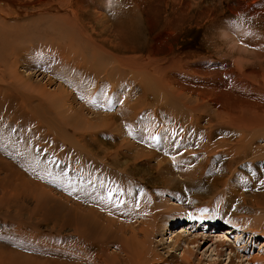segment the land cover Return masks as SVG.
Masks as SVG:
<instances>
[{
	"label": "rangeland",
	"instance_id": "obj_1",
	"mask_svg": "<svg viewBox=\"0 0 264 264\" xmlns=\"http://www.w3.org/2000/svg\"><path fill=\"white\" fill-rule=\"evenodd\" d=\"M54 1L56 2L51 0H0V10L10 8L11 12H21L22 15L18 17L20 20L35 17L42 13H62L63 8L61 5L59 6L61 1ZM71 1L74 2L72 5L76 8L74 10L77 13L79 12L77 17L80 20V26H83L80 29L83 30L85 28V33L95 42L93 44L95 51H93L96 57L92 60L91 52L84 50L82 43L79 44L81 49L78 47L73 51L76 57L72 56L71 52L68 53V51L65 52L66 54L61 53L63 47L61 49L59 47L63 46V43L59 46V41L63 33L60 32L59 35L55 31L59 32L62 30H59L57 26L54 28L48 25L50 22L47 20L49 19L52 24V21L54 23L57 22L55 18H47L46 21L44 20L45 23L42 21L34 23L35 26H30V29L34 27V31L27 30L20 36L23 42H21L18 49L22 52L20 51V53H17L18 55L14 56L17 58H13V62H15L20 82H24V85L20 82V84L17 82L16 85L14 81H9L11 88L8 90L10 92H8L6 86L3 87L4 84L0 85V103H4L3 107L0 105V157L6 159H0V194L7 192V184L5 183L13 178L7 175V170L11 167L9 161L14 160V168L12 169H16L19 172L21 170L24 173L29 170L30 175L27 174V177L29 176L30 178L31 175L36 177V179L43 182L46 189L51 188L52 192L57 193V195H59L58 192L74 195L87 206H93V209L96 207L95 209L101 218L109 215L121 220L126 228L125 231L127 230V232H124L125 234H129L130 230L134 229L141 219L149 215V209L147 206L144 207V205L157 202L166 204L164 207H172L169 204L171 202L175 201L179 205L184 203V210L165 213L164 220L159 218L156 235L152 241L158 244L157 241L160 238L165 241L168 240L167 236H170V234L164 235V230L160 229L159 225L170 224V226L178 230L180 229V221H182L181 223H187L192 220L191 222H195L196 225H200L201 222H207L211 224L209 225L211 231L209 234L211 235L205 232V229L201 228V226H196L186 231V234L202 235L201 238L198 237V243L189 245L194 255V262L196 264H228V259L226 258L230 252L229 249L221 251L224 254L223 256L219 258L216 256L217 252H220V242L226 243L222 249L228 245L225 240V234L228 235L227 237L231 240V243L235 245L233 236L241 235L240 230H250L251 228L255 231L259 229L258 232L260 233L263 230L264 221L261 217L264 216V201L260 198L264 197V187H262L264 184V158L258 156L252 158L253 153L251 152L253 151H247V157L243 154L236 157L231 156V151H226L227 148L220 143L221 140L225 138L228 144L235 142L236 133L212 125L213 122L208 120L213 116L215 108H218L217 103L212 102L211 97L200 98L201 103H206V110L203 107V112L201 109H197V113L191 115L188 111H185L183 115L182 113L179 114V110L171 104L168 105L167 103L162 104L163 106H157L151 95H148L145 101L138 99L139 85L131 88L124 87V89L122 86H118L120 85L118 82L121 81L119 79L122 75V70L115 67L116 69L110 76L108 72L111 71L105 60L108 61L110 59L107 57L119 55H141L145 57L147 52L151 59H165L176 56L181 59L182 64H184V60L190 62L184 64V72L181 73L183 78L179 79L180 81H185L189 77L193 80L195 78L198 79L199 76L201 78L197 81H201L206 76V73L212 70L220 71L217 73H225L228 68H232L229 67L231 61L235 66L233 61L235 58L247 61V63L242 64V70L244 71L242 74H247V71L263 69L264 54L261 53L264 49L258 47L260 45L262 48L264 47V0H105L106 5L102 4L104 0ZM18 18L16 17L17 20H19ZM226 23H228V26L235 25L238 30H241L235 36L239 43L237 45H241V47L233 51L221 39L220 27L223 24L226 25ZM50 28L54 30L52 31ZM119 33L121 34L119 35ZM58 36H60V39ZM56 38L59 41H56ZM29 39L30 42H28ZM122 41H125V43ZM135 41L137 42L135 43ZM27 45L30 48H27ZM140 46H143V48ZM258 51L261 53L256 54ZM87 52L88 54H86ZM29 57L31 58L29 59ZM73 57L75 60L78 59V62H74ZM81 57L82 59L80 60L79 58ZM98 58L101 59L99 60ZM88 59L91 60L88 61ZM125 60L128 61V59ZM61 63L67 64V68L59 65ZM192 70H195V72L190 73ZM197 70L200 72H197ZM239 76L240 74L232 73L230 78L238 80ZM104 77L107 78L105 79L106 81ZM225 78L226 76L219 74L217 81L225 85ZM136 80L133 79L134 82ZM87 82L89 83L88 85ZM149 86L152 87L151 84ZM102 89H104V92ZM197 90H201V88ZM50 93L61 96V100L66 101V106L69 104L68 106L72 109L84 111L83 113L86 114L85 121L88 120L90 126L94 124L96 129H92L93 131L87 130L89 133L85 131V134L83 133L85 136L82 134L83 139L81 142L84 144L83 148L87 151L90 150L89 153L91 154L96 152L97 158L101 159V161L103 159L104 162L109 161L110 158H115L117 163L115 166L110 164V161L107 162L109 164L106 166H101V163L87 158L84 153L76 151L78 149L75 150V147L70 145H58L57 147L56 144L60 141L54 140V138L50 139L51 133L44 128V124H42V128L37 129L36 126L39 124L35 120L27 122L30 118V113H32L31 110H36L35 107H37V110L39 109L38 102H42L40 107L43 106L42 94ZM155 93L157 94L158 91H154L153 88L149 91V94ZM16 94H20V96H16ZM185 96L187 98L194 96L198 99L197 94L193 91H185ZM27 97H30L28 98L29 100L26 99ZM38 99L40 100L38 101ZM21 103H24V105ZM108 104H110L109 107H107ZM129 104L132 107H129ZM120 108H126V111L118 114L117 110ZM39 110L42 111L41 108ZM47 114L49 115V113ZM113 114H115L116 119L114 124L112 123L114 126L111 125V128H109L111 129L110 131L106 129L107 127H99V124L102 125L103 117ZM65 117L67 118L68 115L66 114ZM178 117L181 118L179 121L177 120ZM70 118L69 116L67 119L68 124H70ZM70 125L75 131L77 128L84 129L87 126L85 123H82V125L81 123L77 124L75 120ZM6 134L14 137V140H8ZM261 135H264L262 131L260 136L252 141V143L254 142L253 145L264 141V136ZM26 136L29 137L26 138ZM208 139L209 141H207ZM49 144L54 146L49 148L47 147ZM45 147L46 150L43 149ZM134 147L141 150L142 155L135 154L136 150ZM169 147H182L179 151H182L181 153L184 155L182 159L185 163H173L171 160L175 156V152L172 149H166ZM44 150H49L53 153L50 154L48 151L45 153ZM53 150L58 151L57 155H55L56 152ZM248 152L250 153L248 154ZM61 153L62 157L60 156ZM151 154L152 156L150 157ZM75 158L82 160L80 164L84 167L80 164H75L73 162ZM230 158L233 160L235 158V163L231 168H226L229 165L227 162ZM159 159H162L163 164L159 165ZM20 164H23V166H20ZM183 165L186 167H182ZM178 167L181 170H177ZM18 168L21 169L19 170ZM32 169L36 172H31ZM167 169H171L174 173L168 174ZM189 170L194 173L192 172L191 177L188 176L187 179L183 178L181 180L174 177L176 174L181 176L183 175L182 173ZM40 173L42 174L41 176ZM56 173H59L58 176ZM219 178L223 179L225 183L221 184ZM215 180H218V182H214ZM66 183L71 185L79 184L84 189L88 187L86 191H90H87V193H89L88 197L91 200H84L87 196L71 189L72 187L70 188L69 185L66 186ZM76 193L79 195L75 196ZM159 195H161V199L154 198ZM23 196L20 195L19 197L22 198ZM12 200L14 199L12 198ZM12 200L8 201V203L3 202L2 206L0 204L1 249H16L17 251L14 250L15 253H22L23 256L21 257L24 260H26L27 256H24L26 254L40 259L41 262L44 257L56 259L58 264H73L72 262H77L71 255L65 256L66 253L72 250V247H70L72 245L76 250L75 255L82 253L80 255L84 259L94 257V254L97 255L98 249L94 247L97 242L96 235H99L97 227L90 228L92 238L96 236V242L92 240L94 242L93 246L89 243H84V248L80 250L78 248V234L74 233L73 229L69 230L65 237L59 239L55 232V229L58 228L56 220H47L49 217L41 212L35 216L29 210H26L24 205H21L20 210L14 206V201ZM160 200L162 201L158 202ZM20 204L22 203L20 202ZM32 205L33 203L28 206L29 209H31ZM51 207V210L55 208L53 204H51ZM164 211L168 212L167 210ZM24 212H27V215ZM28 213L31 215L29 216ZM216 213L218 216H216ZM141 215L144 216L142 217ZM198 216L202 217L203 221L199 220ZM22 217L23 219H21ZM16 218L19 219L17 220ZM22 220L24 223L25 220L26 222L28 220L24 224L25 226L22 225ZM28 223L30 224L28 225ZM31 223L33 224L32 226H30ZM259 223H262V227L258 226ZM116 227H111L110 235L101 237L103 239L101 240L103 247H107L109 251H114L115 249L117 237L112 234L115 231V234H118ZM225 228H231L233 232L227 233L223 231ZM32 229H35L36 232L32 231ZM35 233L40 235L36 236ZM204 234L209 236L203 237ZM256 234L260 236L259 233ZM188 235L190 237V234ZM219 239L221 240L220 242L218 241ZM261 239L263 238H259V240L253 238L247 241V250L256 255H259L258 252L261 253L262 251L264 256V248L260 246ZM246 240L243 237L240 243L242 241L245 243ZM41 247L42 253L45 251L49 253L47 256L40 255V252H35ZM159 248H162V246L160 245L156 249ZM181 248H184L183 242L177 248L178 250H174L171 255L166 252L168 256L162 253L163 250H160L161 259L171 261L174 256L177 258L180 256ZM236 250L239 251V248ZM62 251L66 252L65 255L62 254ZM247 253L244 254L247 255ZM16 255L18 256V254ZM238 255L243 257L240 252H238ZM240 256L235 258L236 261L231 264H246L243 260L244 258ZM62 258L65 261H62ZM84 259L79 262L83 263ZM94 259L95 262L92 264H97L96 256ZM20 260L22 259L17 258L10 261L11 264H26L21 263ZM85 261V264H90ZM41 262L39 263L42 264ZM194 262L193 264H195Z\"/></svg>",
	"mask_w": 264,
	"mask_h": 264
},
{
	"label": "bare ground",
	"instance_id": "obj_2",
	"mask_svg": "<svg viewBox=\"0 0 264 264\" xmlns=\"http://www.w3.org/2000/svg\"><path fill=\"white\" fill-rule=\"evenodd\" d=\"M51 1L56 2L54 0H51ZM58 1H61V4L59 3V6L61 5L63 8L62 13H50V14L49 13H42L41 15L38 14L35 17H29V18H25V19H21V20L18 18L20 15H22L21 12H16V13H15V11L11 12L9 10L10 8L9 9L4 8V9L0 10V82H1L0 85L4 84L3 87L6 86L7 90L11 88L9 85V81H14V83L16 85H17V82L18 83L20 82L19 74H18V72L16 70V66L14 64L15 62H13L14 61L13 58H15V59L17 58L14 56L17 53H20V51H21L20 49H18V47L20 48L19 45L21 44V42H23L22 38L20 36L23 35L27 30L34 31V29H33L34 27L32 28L33 29L32 30V29H30V26L31 25L35 26L34 23H38L41 21L44 22V20L46 21L47 18H51V19L55 18V20L57 19L56 23H54V21H52L54 24L53 23L51 24V21L49 19H47L48 22H50V24H48V25H51L54 28L57 26V28H59V30H62L59 32L55 31V33H57V34H59L60 32L63 33V34H61V40L60 41L56 38V41L57 40L59 41V46L63 43L62 44L63 46L59 47L60 49H61V47H63V49H61V53H65L66 51H68V53L71 52L72 56L73 55L75 56V54H73V51L75 49H77L78 47H80V49H81V45H79V44L82 43L84 50L91 52L90 55L92 58L91 57L90 58L93 60V58L96 57V55L94 53L95 47L93 46V44L95 42H93L94 40L92 41V39L89 37V35H87L85 33V31H84L85 28L83 30H81L83 28V26H80V24H79L80 20L77 17V16H79V14H78L79 12L77 13L76 10H74V9H76L75 6L73 7V5H72V3H74V2H72L71 0H58ZM106 1L104 0L102 2V4L106 5ZM18 9H20V8H18ZM16 14H18V15H16ZM16 17L19 20H17ZM60 19H61V21H60ZM51 26H49V27H51ZM52 28H50V29H52ZM53 30L54 29H52V31ZM239 30H238V27H236L235 25L234 26H228V23H226V25L223 24L220 27V34L222 36L221 39L223 41H225L228 48L231 49L232 51L236 48L241 47V45H237L239 43L237 41L238 39L235 37L236 34H238V32L241 31V30L240 31ZM113 33H116V32H113ZM121 33H119V35ZM126 36H124V37H126ZM53 37H56V36H53ZM116 37H118V36H116ZM58 38L60 39V36H58ZM64 41H67V42H64ZM127 41H128V39H127ZM28 42H30V39ZM136 42L137 41H135V43ZM123 43H125V41ZM54 44H55V41H54ZM24 45H25V43H24ZM125 46H127V45H125ZM140 47L143 48V46H140ZM6 48H8V49L5 50ZM27 48H30V47L28 46ZM258 48L264 49V47L262 48L261 45ZM24 50H25V48H24ZM29 50H31V49H29ZM136 51H137V49H136ZM259 51L256 52V54H260L261 52H259ZM262 51L263 52L261 54H264V50H262ZM76 53H78V52L76 51ZM60 54L58 55L59 60H60ZM86 54H88V52ZM86 54H85V56H86ZM147 54H148V52H147ZM147 54L145 55V57L141 56V55H139V56H136V55L135 56L134 55L133 56H124V55L120 56L119 55V56H115V57H112V56L107 57L110 59H108V61L105 60V63L107 65H109V69L111 71V72H108V71L107 72L109 73L110 76H112V72L116 69L115 67L120 68L122 70V75L119 79V81L120 80L121 81L118 82V83H120V85H118V86H122L124 89V87L131 88L133 86L139 85V92L137 95L138 99L140 98V99L145 101L147 96L151 95L155 104L157 103V106H163L162 104H167V103H168V105L171 104L175 108H177L179 110L178 111L179 114L182 113V115L185 111H188L190 113V115L197 113V109H201V111L203 112L202 108L204 107V110H206L205 109L206 103H204V102L201 103L200 98L206 99V98L211 97L212 102H216L218 108H215V110L213 112V116H211V119H208V120H211L213 122L212 125H216L217 127L228 129V130L236 133L235 134L236 136L234 138L235 142H231L228 144V143H226L227 140L225 138H223L224 140H221L220 143L227 148L226 151L227 152L231 151V156H235V157L240 155V154H243L247 157V151H253V152H251V153H253L252 158L255 156L264 158V141L262 143H260L261 145L258 143L253 145L254 142L252 143V141L254 139H256L258 136H260L261 131L264 134V68L259 69L257 71H254V70L253 71H247V74H242V73H244V71L242 70L243 69L242 64L247 63V61L239 59V58H235L233 60L235 62V66L232 64V61H231L229 67H232V68H230V69L228 68L227 71H225V73H217L220 71L212 70L209 73H206V76L201 81H197L198 79L201 78V76H199L198 79L195 78L196 80L191 79V77H189V78L186 77L187 79L185 78L186 79L185 81L184 80L180 81L179 79L183 78L181 73L184 72V70H183L184 64L190 63V62H188L187 60H184L183 61L184 64H182L181 59H179L176 56H173L171 58H165V59H159V58L151 59V57L149 58V55H147ZM253 54H254V52H253ZM27 56H29V55H27ZM31 57H29V59ZM98 57H100V56H98ZM67 58H68V56H67ZM63 59H64V57H63ZM63 59H62V61H63ZM79 59L81 60L82 57ZM91 59H88V61ZM125 59H128V61ZM73 60H74V62L75 61L78 62V59L75 60L74 57H73ZM63 62L66 63V61H63ZM59 65H63L65 68H67V66H66L67 64L61 63ZM76 65H77V63H76ZM185 69L187 71V67ZM194 72H195V70H192L190 73H194ZM197 72H200V71L197 70ZM201 73H202V71H201ZM232 73L240 74V76L238 77V80H236L234 78H230V75ZM219 74L226 76V78H225L226 84L225 85H223V84L219 83V81H217V76ZM105 79H107V78L104 77V80ZM124 79H127L129 82L127 80H124ZM133 79H137V80L134 82ZM23 83H21V84H23ZM193 83H195V84H193ZM88 84L89 83L87 82V85ZM150 84L152 85V87L149 86ZM16 85H13V86H16ZM27 85H28V83H27ZM152 88L154 91H158V93L157 94L156 93L155 94H149V91H151ZM195 88H197V89L201 88V90H197ZM114 89H116V88H114ZM114 89H113V91H114ZM102 90L104 92V89H102ZM185 91L195 92V94H197V96H198L197 97L198 99H196L194 96L193 97L190 96L187 98L185 96ZM8 92H10V90H8ZM41 93H43V92H41ZM54 93L53 94H51V93L50 94H42L43 106L40 107V104L42 103V102L41 103L38 102L40 99H38V101H37L39 104L36 103L39 105V109L41 108L42 111H40L39 109L37 110V107H35L36 110H34V111L31 110L32 113H30V118L27 120V122H30L29 120H35V122H37L39 124L36 126L37 129L42 128L41 126H43L42 124H44L45 125L44 128L47 129L48 132L51 133L50 134L51 137L49 136L50 139L54 138V140L60 141V142H58V144H56L57 147H58V145H62V146L70 145L72 147H75V150L78 149L76 151H78V152L80 151V153L81 152L84 153V155L87 156V158H90L96 162L101 163L102 164L101 166H103V165L106 166L107 164H109V163H107L109 161H110V164L115 166L117 164L115 161V158H110L109 161L107 160L106 162H104L103 159L101 161V159L97 158L96 152H92L93 154H91V153H89L90 150L87 151L83 148L84 144H82V142H81L83 139L82 134L87 130L93 131L92 129H96V126H94V124H93V126H90V124H88L89 121L88 120L85 121V115L86 114L83 113L84 111H82L81 109H78V110L72 109V108H70V106H68L69 104L66 106V101L65 100L62 101L61 96H57V94H54ZM16 96H20V94H16ZM28 98H30V97H27L26 99L29 100ZM14 103H16V102H14ZM0 105L4 106V103L1 102ZM22 105H24V103ZM22 105H21V107H22ZM25 105H26V103H25ZM109 105L110 104H108L107 107H109ZM128 106L132 107L130 104ZM129 107H127V108H129ZM168 108L170 109V107H168ZM122 111H126V108L125 109H121V108L118 109L117 113L119 114V112H122ZM46 112L49 113V115ZM130 112H132V111H130ZM66 114L68 115L67 118L65 117ZM115 114L106 115L105 117H103L102 125L99 124V127L100 126L103 128L107 127L106 129L108 131H110L111 129H109V128H111V125L114 124V121L116 119ZM185 114H187V113H185ZM205 114H206V111H205ZM69 116L71 117L70 118L71 121L69 122L70 124L71 123L73 124V120H75L77 124H80V123H81V125H82V123H85V125L88 124L87 126H85V128H88V129L77 128L75 131L72 128V125L68 124V122H67V119L69 118ZM179 117H180V115H179ZM179 117L177 118L178 121L181 119ZM214 118H215V120H214ZM97 121H98V119H97ZM74 128H76V127L74 126ZM115 128H117V127H115ZM84 134H83V136H85ZM6 136H7L8 140L9 139L14 140V137H12L11 135L6 134ZM261 136H264V135H261ZM27 137H29V136H26V138ZM124 138H126V137H124ZM207 141H209V139ZM228 141H229V139H228ZM1 145H2V143H1ZM228 145H230V146H228ZM51 146L53 147L54 145L51 144ZM51 146H50V144L47 145V147H49V148H51ZM70 146H67V147H70ZM3 147H5V146H3ZM72 147H71V149H72ZM181 148L182 147L166 148V149H172L175 152V156L172 157L173 159L172 160L170 159L171 161H173V163H185V162H183V159H182V157H184V155H183V153H181L182 151L181 152L179 151ZM43 149L46 150V147ZM134 149L136 150L135 154L142 155L141 150H139L138 148L136 149V147H134ZM45 150H44L45 153L47 151L50 154L53 153L52 151H49V150L45 151ZM53 151L56 152L55 155H57L58 151L57 150H53ZM249 153L250 152H248V154ZM28 154H30V153H28ZM152 154L150 155V157L152 156ZM61 155H62V153L60 154V156ZM154 155H155V153H154ZM0 159L6 160L3 157H0ZM9 162L11 164V167L9 166L10 168L7 170V175L12 176L13 178H12V180H9L7 183H5V184H7L6 185V191L7 192L4 194H2V193L0 194L1 206H2L3 202L8 203V201L10 202L13 198L14 200H12V201H14L13 202L14 206L19 208L20 210H21V207L24 205L26 210H29L30 213L35 214V216H36V214H40V212H41V213H43V215H46L49 217V219H47V220H51V219L56 220L58 228L56 227L57 229H55L56 231L55 230L54 231L56 232V236L59 239H62L63 237H65L69 233V230L73 229L74 233L78 234L79 242L78 241L77 242H78V248L80 250H82L84 248V246H85L84 243H89L90 245L93 246L94 242H92V240H95V238L97 236V238H96L97 242L95 240L96 245H94V247H96L98 249L97 255L94 254V257L96 256V258H97V264H159V263H162V264H193V262H194L193 256L194 255H193L192 249L189 247V245L194 244V243H198V241H199L198 237L201 238L202 235L201 236L200 235L199 236L198 235H192L193 233L192 234L191 233L186 234V231L188 229L195 228L196 226H201V228H204L205 232H207L208 234L211 232L210 228H209V225H211L210 223L201 222V224H204V225H201V224L196 225L195 222L192 223L191 222L192 220L189 219L191 221H188L187 223L186 222L181 223L182 221H180V223H179L180 229H178L179 231L175 227L170 226V224L169 225H159L160 229L164 230V235L170 234V236H167L168 240H165V241H164V239L160 238L159 241H157L158 244L155 241H152L153 237L156 235V228L158 226L157 222H158L159 218L163 219L165 213H172L173 211H178V210L182 211L185 209V208H183L184 203L182 205H179L178 203H176L174 201V202L169 203L170 205H172V207H164V206H166V204H164V203L161 204V203H157V202H153V203L151 202L149 204L144 205V207L145 206L148 207L149 215H147L146 218L141 219L140 223L134 229L130 230L129 234H125L124 232H127V230L125 231L126 228H125V226H123L121 220H119L115 217H111L109 215H106L105 217L103 216L104 218L99 217V215L95 209L96 207L93 209L92 208L93 206H91V207L89 205L87 206V204H84V202L79 201L77 197H74V195L73 196L68 195L65 192H61V193L58 192L59 195H57V193L52 192L51 188L46 189L43 182H41L39 179H36V177H34L32 175L30 176L31 179L29 178V176L27 177V174L30 175L29 170H26L25 171L26 173H24L23 171L20 170L21 168H18L20 170V172H19L16 169L15 170L12 169V168H14V164H13L14 160L13 161L11 160ZM73 162H75V164H80V162H82V160L75 158V161H73ZM158 163H159V165L163 164L162 159L161 160L159 159ZM227 163H229V165H227L226 168H231V166L235 163V158H234V160L232 158H230ZM80 165H82V164H80ZM20 166H23V164H20ZM105 166H104V168H105ZM182 167L185 168L186 166L183 165ZM40 168H41V166H40ZM105 169H107V168H105ZM178 169L181 170V168H179V167L177 168V170ZM39 170H41V169H39ZM80 170H84V169H80ZM33 171H35V170L32 169L31 172H33ZM46 172H47V170H46ZM46 172H44V173H46ZM192 172H193L192 170H189L185 173L181 172L183 175L180 176V174H176V175H174V177L176 179H181V180L183 178L187 179L188 176L191 177ZM167 173L173 174L174 172L171 169H167ZM176 173H179V172H176ZM58 174H57V176H58ZM41 175L42 174L40 173V176ZM111 175H113V174H111ZM168 178H169V176H168ZM219 180H221L220 181L221 184L225 183V181L223 179L219 178ZM214 182L217 183L218 180L217 181L215 180ZM67 185H69L70 188L72 187L71 189H74L76 192H78L84 196H87L86 198H84V200L85 199H87L88 201L91 200L88 197L89 193H87V191H89V190L86 191V189L88 187L84 189L83 187H80L79 184L78 185H76V184L71 185L69 183H66V186ZM262 187H264V184ZM78 193H76L75 196L79 195ZM20 195H22V196L24 195V196L21 198V197H19ZM90 196H91V194H90ZM154 198L159 200L162 197H161V195H159V196L154 197ZM260 199L264 201V197H262ZM161 201L162 200H160L158 202H161ZM20 202L22 204H20ZM32 203H33V205L31 206V209H29L28 206ZM51 204H53L55 207L52 210H51V208H52ZM84 206H86V207L83 208ZM6 207H7V205H6ZM22 209H24V208H22ZM164 210H167L168 212H166ZM14 211H16V210H14ZM25 214L27 215V212ZM28 215H29V213H28ZM144 215H141V216L143 217ZM196 215H198V214H196ZM216 216H218L217 213H216ZM7 217H9V216H7ZM198 218H199V220H202V217L198 216ZM21 219H23V217ZM261 219L264 221V216H262ZM44 220H45V218H44ZM35 221H36V219H35ZM21 222L20 223L23 226H25L24 224H26L28 222V220H27V222L25 220V223L23 222V220ZM32 223L30 226L33 225ZM29 224L30 223H28V225ZM261 224L262 223H259L258 226L262 227ZM53 225H54V223H53ZM116 225H117V227H116ZM113 226L116 227L117 231H118V234H115V232H116L115 230H114L115 232L113 231L114 233L112 232L113 233L112 235L117 237L115 243L118 246L116 247V244H115L114 251L113 250L109 251V249L107 247H103V243L101 242V240H103V239H101V237H104V235H110L111 227H113ZM91 227H97L98 228L99 235L94 236L95 238H92V235L90 233ZM262 228H263V230L261 231V233L258 232L259 231L258 228H257L258 230H255V231H253V229H251V228H250V230L249 229L240 230V232L242 233L241 235L233 236V238L235 240V245H233L231 243V240L227 237L228 235L225 234L224 235V236H226L225 240L228 242V245L226 248L222 249V247H224V245H226V243H224L223 241H222L223 243L220 242L221 240L219 239L218 240L220 242L219 246L221 248H220V252H217L216 256L218 258L223 256L224 254H222L221 251L229 249L230 252L228 253V256L226 258V259H228V264H231L232 262L236 261L235 258H239L240 255H238V252H240V254H242L243 257H241V256L240 257L244 258L243 260H244V262H246V264H264V256L262 255L263 254L262 251H261V253L258 252L259 255H256V254L249 252V250H247L248 246L246 247L247 241H249L250 239L257 238L259 240V238H263L260 240V242H261L260 246L262 248H264V227H262ZM52 229H54V228L52 227ZM65 229H67V230H65ZM174 229H176V230H174ZM32 231L36 232L35 229H32ZM175 231H177L176 232L177 234L175 233ZM223 231H226L227 233L233 232L231 230V228H225V229H223ZM34 232H32V233H34ZM71 233H73V232H71ZM256 233H259L260 236H257ZM188 234H190V237H188L189 236ZM37 235H40V234H36V236ZM49 235H50V233H49ZM49 235H47V236H49ZM209 235H211V234H209ZM209 235L204 234L203 237L209 236ZM50 236H52V235H50ZM235 237H237V238H235ZM238 237L241 238L240 241L243 239V237L246 238L247 240L245 243H244V241H242L240 243ZM52 238H53V236H52ZM52 238H51V240H52ZM54 239H56V238H54ZM112 239H113V237H112ZM181 242L184 243V248L183 249L181 248L180 256H178L177 258L174 256V259L171 258L172 259L171 261H166L165 259L164 260L161 259L162 255H160V253H159L160 250H163L162 253L166 254V256H168L166 252L170 253V255H171L172 252H174V250L179 248V245L181 244ZM236 242H237V246H236ZM42 244H43V242H42ZM160 245L162 246V248L156 249L157 247H160ZM42 247H43V245H42ZM42 247L39 248V250H37L35 252H40V255L42 254L44 256H47L49 253L46 252L45 250H44L45 252L42 253V251H41ZM70 247H72L71 248L72 250L70 252L66 253L65 251L64 252L62 251L63 252L62 254L65 255V253H66L65 256L71 255L72 258L77 260V262H72L73 264H85L84 260H86L85 262L90 263V264L95 262L94 257H91L90 259H87V258L84 259L81 256L82 253H78V252L77 253L79 255L77 253H76L77 255H75L76 250L73 248V245ZM193 248H194V245H193ZM238 248H239V251L236 250ZM259 249L261 250V248H259ZM14 250H16V249L10 250L8 248L7 249L6 248L5 249L0 248V264H11L10 260H15L17 258L22 259V260H20V262L26 263V264H28V263L29 264H37V263L40 264L39 262H41L40 259H38V258L36 259V258L32 257L31 255H26V254L24 256L25 257L27 256V257H26V260H24L21 257V256H23V254L17 253V252L15 253ZM33 251H34V249H33ZM246 252H248L247 255L244 254ZM59 253H61V252L59 251ZM16 254H18V256ZM37 255H39V254H37ZM40 257H42V256H40ZM44 258L42 259V262H41L42 264H58L56 259H48L47 257H44ZM81 259H84L83 263L79 262ZM44 260H45V262H44ZM61 260L65 261L63 258ZM16 261H18V260H16ZM205 264H207V263H205Z\"/></svg>",
	"mask_w": 264,
	"mask_h": 264
}]
</instances>
